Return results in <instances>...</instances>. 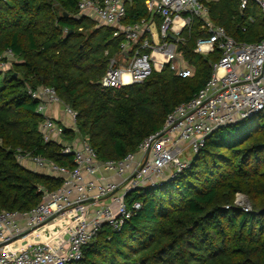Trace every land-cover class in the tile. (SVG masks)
Wrapping results in <instances>:
<instances>
[{
	"label": "trees",
	"instance_id": "16d2710c",
	"mask_svg": "<svg viewBox=\"0 0 264 264\" xmlns=\"http://www.w3.org/2000/svg\"><path fill=\"white\" fill-rule=\"evenodd\" d=\"M80 1L0 0V53L11 49L18 57L0 84V213L30 212L42 202L40 187L56 191L63 184L18 164L17 149L74 167L71 156L60 154V144L43 141V118L29 89L54 88L78 112L80 134L99 160L120 161L206 86L220 59L219 52L196 53L208 34L193 19L177 46L195 71L192 78L180 79L165 67L142 84L105 89L108 62L121 53L123 38L78 20ZM146 1L127 4L125 25L150 17ZM207 6L212 22L237 42L264 39V17L255 3L243 13L239 0ZM257 117V123L255 117L214 132L177 181L131 193L128 203L143 205L138 216L118 234L105 226L75 264H264V116ZM65 134L66 141L77 137L70 130ZM241 193L251 200L253 213L233 207Z\"/></svg>",
	"mask_w": 264,
	"mask_h": 264
},
{
	"label": "built area",
	"instance_id": "2783aa9c",
	"mask_svg": "<svg viewBox=\"0 0 264 264\" xmlns=\"http://www.w3.org/2000/svg\"><path fill=\"white\" fill-rule=\"evenodd\" d=\"M136 1L81 0L78 4V15L89 14L101 25L115 29L114 37L123 38L121 53L129 58L126 67L116 58L109 60L102 87L121 89L142 84L153 71L161 72L165 67L180 79L192 78L195 71L178 53L177 46L193 19L201 21L208 34L198 41L196 53L220 54L219 61L212 66V78L192 100L177 106L167 116L163 129L144 140L135 153L120 161L106 162L99 160L97 151L81 136L78 112L66 105L54 88L29 89L31 99L37 103L36 112L43 118L39 127L43 141L60 144V154L71 156L74 167H61L42 156L16 150L18 164L36 173L49 174L63 184L56 191L40 187L42 202L30 212L0 213V264L82 261L83 250L105 226L118 234L138 216L143 205L138 201L129 204L131 193L159 190L177 181L192 168L214 132L264 116V39L253 44L240 43L224 27L215 25L207 4L220 0H149V11L161 17L158 44L147 19L134 25L124 24L127 4ZM239 1L242 13L252 2L264 17V0ZM17 62L13 50L0 53V72L10 70ZM54 106L63 109L67 124L49 114ZM69 130L77 136L72 141H66L65 133ZM241 200L237 194L234 205L252 213L248 206L239 205ZM60 220L71 223V228L67 238L56 245L35 242L20 249L10 247Z\"/></svg>",
	"mask_w": 264,
	"mask_h": 264
},
{
	"label": "crops",
	"instance_id": "0c3cea01",
	"mask_svg": "<svg viewBox=\"0 0 264 264\" xmlns=\"http://www.w3.org/2000/svg\"><path fill=\"white\" fill-rule=\"evenodd\" d=\"M147 1H149V0H147ZM128 4H132V3L129 2ZM145 6H146L148 14L150 15V17L147 18L149 27L156 37L154 30H157V32L159 33L160 24H158L157 22H158V20H160V22H161V18L159 16V14L154 13V12H150L148 9L149 7L146 3H145ZM77 19L80 20L81 22L82 21L94 22L97 25L98 29L103 28V27L105 28V26H103L99 22L95 21V19L92 18L89 14L78 15ZM108 28H110V27H108ZM111 29H113L115 31L114 28H111ZM155 39L157 40V37ZM128 59H129L128 56L123 55L122 53H120L118 55V57H116V60L119 62V64L121 66H124V67L127 66ZM158 71H160V70H158ZM49 114L59 122H65L66 124L68 123V121L65 117V114L63 112V109L60 106H54L53 109L49 112ZM42 174H45V173L43 172ZM46 175H49V174H46ZM111 179L113 181H117V178H115V177H112ZM70 228H71V223H69L66 220H60V221H57L55 223H52L50 225H47V226L37 230L36 232L30 234L27 237H24V238L18 240L17 242H15L10 247L15 248V249H20L22 247H25L26 245H29V244H32L35 242L49 243V244L54 246L58 242H61L67 238V233H68Z\"/></svg>",
	"mask_w": 264,
	"mask_h": 264
},
{
	"label": "rangeland",
	"instance_id": "374dc122",
	"mask_svg": "<svg viewBox=\"0 0 264 264\" xmlns=\"http://www.w3.org/2000/svg\"><path fill=\"white\" fill-rule=\"evenodd\" d=\"M105 28H108V27H105ZM154 32H155L156 37H157V43L160 44L161 40H160V37H159V33L157 32V30H154ZM3 74H4V72H1V74H0V84L3 81V78H4ZM258 121H259V117H256L254 123H257ZM137 193L138 192H135V194H137ZM240 197H242L243 200H241L239 202V205L248 206L249 208H251V212L253 213L254 212V207H253V204H252L251 200L249 199V197L247 195H245V194H242V193L240 194ZM233 207L235 209L242 210L240 207H236L235 205Z\"/></svg>",
	"mask_w": 264,
	"mask_h": 264
},
{
	"label": "water",
	"instance_id": "95a60500",
	"mask_svg": "<svg viewBox=\"0 0 264 264\" xmlns=\"http://www.w3.org/2000/svg\"><path fill=\"white\" fill-rule=\"evenodd\" d=\"M173 39H176V37L175 36H171ZM15 241V240H14ZM9 244V243H8ZM8 244H5V245H8Z\"/></svg>",
	"mask_w": 264,
	"mask_h": 264
}]
</instances>
